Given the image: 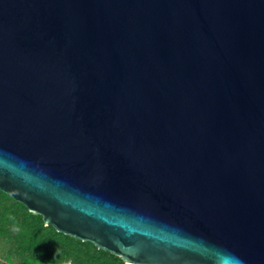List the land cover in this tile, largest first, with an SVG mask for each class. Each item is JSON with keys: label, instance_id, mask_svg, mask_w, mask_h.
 <instances>
[{"label": "water", "instance_id": "water-1", "mask_svg": "<svg viewBox=\"0 0 264 264\" xmlns=\"http://www.w3.org/2000/svg\"><path fill=\"white\" fill-rule=\"evenodd\" d=\"M0 190L126 264H264V0H0Z\"/></svg>", "mask_w": 264, "mask_h": 264}, {"label": "trees", "instance_id": "trees-1", "mask_svg": "<svg viewBox=\"0 0 264 264\" xmlns=\"http://www.w3.org/2000/svg\"><path fill=\"white\" fill-rule=\"evenodd\" d=\"M2 257L16 264H126L121 257L45 225L42 216L0 190Z\"/></svg>", "mask_w": 264, "mask_h": 264}, {"label": "rangeland", "instance_id": "rangeland-1", "mask_svg": "<svg viewBox=\"0 0 264 264\" xmlns=\"http://www.w3.org/2000/svg\"><path fill=\"white\" fill-rule=\"evenodd\" d=\"M10 244L11 243L8 240L0 238V264H16L15 261L9 262L8 260H5L4 257H2L3 251H5L10 246Z\"/></svg>", "mask_w": 264, "mask_h": 264}, {"label": "clouds", "instance_id": "clouds-1", "mask_svg": "<svg viewBox=\"0 0 264 264\" xmlns=\"http://www.w3.org/2000/svg\"><path fill=\"white\" fill-rule=\"evenodd\" d=\"M68 264H70V261L68 262Z\"/></svg>", "mask_w": 264, "mask_h": 264}]
</instances>
